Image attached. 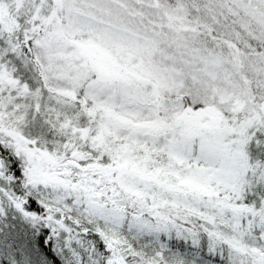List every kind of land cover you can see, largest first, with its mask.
<instances>
[{
	"label": "snow or ice",
	"instance_id": "1",
	"mask_svg": "<svg viewBox=\"0 0 264 264\" xmlns=\"http://www.w3.org/2000/svg\"><path fill=\"white\" fill-rule=\"evenodd\" d=\"M0 264H264V0H0Z\"/></svg>",
	"mask_w": 264,
	"mask_h": 264
}]
</instances>
